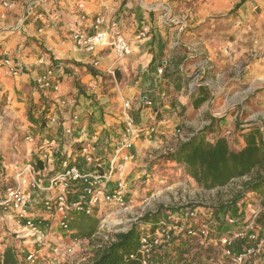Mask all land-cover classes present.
I'll list each match as a JSON object with an SVG mask.
<instances>
[{"label":"crops","instance_id":"obj_1","mask_svg":"<svg viewBox=\"0 0 264 264\" xmlns=\"http://www.w3.org/2000/svg\"><path fill=\"white\" fill-rule=\"evenodd\" d=\"M2 1L0 57L5 51L22 67L16 77L0 73V100L8 117L24 121L25 135L59 137L58 154L79 148L72 146L78 137L95 134L109 149V141L123 130L122 104L127 100L135 125L156 127V144L175 141L176 129L192 135L211 125L215 131L207 135L208 140L229 131L230 147H244L243 133L249 127L234 106V96L243 90L240 79L255 83L263 66L264 58L247 62L241 52L252 47L264 53V0H13L15 6L9 10ZM228 13L231 22L222 28L216 17ZM97 16L106 21L102 28L116 24L130 44L129 55L116 60L110 46L90 53L74 45L73 29L82 25L92 31ZM94 59L97 66L92 65ZM204 59L214 68L201 73L195 83L197 66ZM112 66L117 77L108 72ZM50 68L59 90L40 91L36 79ZM253 86H247L246 94ZM47 106L58 112L62 127L73 128L71 135L46 127ZM151 139L142 135L134 143L135 158L124 174L127 183L136 174L135 166L145 172L144 153L155 144ZM31 147L24 141L21 162ZM242 204L226 208V214ZM241 208L239 215L242 211L246 215ZM256 232L264 234L260 226ZM239 245L236 250L243 247L241 241ZM260 263L258 259L253 264Z\"/></svg>","mask_w":264,"mask_h":264},{"label":"built area","instance_id":"obj_2","mask_svg":"<svg viewBox=\"0 0 264 264\" xmlns=\"http://www.w3.org/2000/svg\"><path fill=\"white\" fill-rule=\"evenodd\" d=\"M1 4L6 10L15 6L13 0H3ZM105 23L103 17L97 16L92 31L77 25L71 33V40L76 47L90 53L110 46L116 60L129 55L130 44L116 24L102 28ZM224 51L227 52V49ZM3 53L0 57V73L18 76L22 66L15 63L7 52ZM92 65L97 66L98 60L94 59ZM197 68L200 72L195 73L193 79L198 81V76L212 70L213 64L204 59ZM108 72L114 75L113 66ZM158 72L161 73L162 69L159 68ZM56 78L54 71L48 69L36 79L38 89L59 90ZM145 103L152 105L148 99ZM129 107L130 103L124 100L123 130L116 140L109 141V149L108 145L98 142V135L95 134L89 138L78 137L72 146H79V151L73 149L58 154L57 151L61 150L59 137L39 138L29 133L25 139L32 147L27 159L24 162L0 165V256L6 247H11L19 264L83 263L88 259L76 256L82 241L89 242L91 237H95L99 239L95 248H101L114 241L115 233L127 231L137 218L143 216L142 213L137 215L126 229L116 227L121 225L120 220L109 225L103 219L110 213L128 208L133 202L130 197L131 187L124 176L127 163L134 158V143L142 135L153 138L157 133L155 126L143 128L135 125L128 113ZM50 109L53 107L47 106L46 127L52 132L61 128L64 135H71L73 128L62 127L58 112ZM192 135L176 129L173 137L179 144ZM223 136L228 139L229 131ZM55 152L58 154L56 158ZM76 153L85 162L84 167H79L72 160ZM159 181L164 183L163 178ZM73 183L79 185L74 187ZM164 211L167 217L155 226L150 223L141 226L137 251L142 264H170L165 255L169 251L170 242L179 235L188 237L192 244L220 247L217 257L203 253L199 259H193L189 255L181 264H246L252 258L260 259L264 253V236L256 232L252 222L241 220L230 213L219 221L214 217L204 220L198 217L196 209L191 205ZM94 216L102 218L96 231L89 238L78 236L72 227V220L75 217ZM224 226L229 228L220 233L219 229ZM9 237L11 241H8ZM242 240H245L242 249L232 248L235 241ZM198 249L194 248L192 252Z\"/></svg>","mask_w":264,"mask_h":264},{"label":"rangeland","instance_id":"obj_3","mask_svg":"<svg viewBox=\"0 0 264 264\" xmlns=\"http://www.w3.org/2000/svg\"><path fill=\"white\" fill-rule=\"evenodd\" d=\"M230 14L231 13L216 17L217 22L222 28L228 27L227 25L231 22L229 20ZM214 22L215 21L211 22V24H214ZM211 24H207L208 27L214 28L215 26H211ZM241 54L244 55L242 58L247 62L264 58V53L257 51L256 49L253 50L252 47H249L245 51L241 52ZM261 64H263V66L260 67L256 72L258 78H256L255 83L252 84L244 78L240 79L238 86L240 88L242 87L243 90L239 91V93L234 96V98H237L234 100V106L240 108V118L245 120L243 123L246 124V128L249 127L250 129L252 127H260L264 132V62ZM238 65V73L239 76H241V62L240 64L238 63ZM114 76L117 77L116 70L114 71ZM194 82L197 83V80L195 79ZM249 85H254L253 87L255 88L253 91L251 90L252 92L246 94V90H248L247 86ZM7 114L8 109L4 107L3 102L0 100V165L2 163L7 165L9 162L11 163L17 161H14V159H18L17 162H21L19 159H21L20 157L23 155L22 152L24 153L22 144H24V141L27 143L25 139L26 135L24 121L19 120L18 118L12 119L11 116L8 117ZM46 114L48 113L46 112ZM46 137H49V134H47ZM156 139L157 138L153 137V139H151V143L154 144L157 141ZM207 139H209V136ZM175 143L177 142L172 140H164V142H158L157 144L155 143L154 146L146 148L147 150L143 157V160L146 162V167L144 168L145 172L142 173L140 171L142 166H135V168L138 169L136 174L132 173L134 179L131 175L132 178L128 182V186L130 185L131 187L130 197H132L133 202L128 206V208L122 209L118 212L110 213L105 216L103 219H105L109 225H112L120 220L121 225L116 227L126 229L132 219L141 213L144 216L146 213H153L160 209H176L186 205H191L193 208H195L198 217L204 220H208V217H215L213 213L216 209H221L220 218L226 215V207L223 208V206L229 205L228 202L233 195L232 189L236 185L240 184L242 179L233 180L227 186L219 189L207 190L201 187H196L193 185V180L189 178L184 172L183 167L177 165L173 161L164 160L162 158L163 155L176 147ZM155 145H157V147ZM74 150L79 151L77 147ZM28 151L27 149L25 151L26 157H28ZM72 160L79 167H82L81 164L85 165V162L83 159H81V155L78 153L74 155ZM161 178L164 179V183L159 181ZM130 182L132 183L130 184ZM72 185L76 187L79 185V183H73ZM242 202L243 204L239 206L240 208H235L236 210L230 209L232 215L239 217L241 220L252 222L253 228H255V230L259 229V226L262 228V230H264V205L261 204L260 199L255 194L248 193L247 198ZM246 205L247 207H245ZM241 207L247 210H245L246 215L243 211L241 212L243 214L239 215V210L242 209ZM80 218L81 217H75L73 220ZM92 218L98 219V224L99 220L102 219L98 218L97 216ZM79 222L80 220H77L76 223H72V227H75V224H78ZM228 228L229 226H224L223 228L219 229V232L222 233ZM2 230H5V228ZM261 235L264 236L263 233ZM11 240L12 238L9 237L8 241ZM98 241L99 239L95 237H91L89 242L82 241L78 251L76 252V256L81 259L89 260L96 249L95 245L98 243ZM244 241L245 240L241 241L242 244ZM210 247L211 250L205 254L210 253L211 256H219L220 247ZM236 247H240L239 242L237 241L234 242L232 248L236 250ZM254 260L258 259L256 257L252 258L248 260L246 264H253Z\"/></svg>","mask_w":264,"mask_h":264},{"label":"trees","instance_id":"obj_4","mask_svg":"<svg viewBox=\"0 0 264 264\" xmlns=\"http://www.w3.org/2000/svg\"><path fill=\"white\" fill-rule=\"evenodd\" d=\"M214 131L215 129L208 125L188 140L179 143L173 151H169L162 158L183 167L186 175L193 180V185L203 189H219L233 180L242 179L240 184L232 189L233 195L228 202L229 205L223 208L228 209L242 202L248 193L255 194L264 205V132L260 127L250 128L243 133L244 147L234 150L223 135L218 134L213 140H208L207 135ZM218 210H214L213 213L217 221L221 215V209ZM166 217L164 209L146 213L127 231L115 233L113 242L95 249L89 260L78 264H142L137 251L141 226L146 223L155 226ZM77 220L80 222L73 228L78 236L89 238L98 227V219L81 217L72 223H76ZM198 247L200 249L192 252ZM210 250V246L192 244L188 237L179 235L170 242L169 251L165 256L168 263L181 264L189 255L193 259H199L203 253ZM260 259V264H264V253ZM0 264H19L11 247L4 249L0 256Z\"/></svg>","mask_w":264,"mask_h":264}]
</instances>
